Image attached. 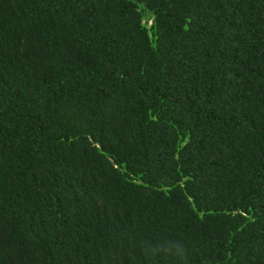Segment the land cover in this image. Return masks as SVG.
<instances>
[{
	"label": "trees",
	"instance_id": "obj_1",
	"mask_svg": "<svg viewBox=\"0 0 264 264\" xmlns=\"http://www.w3.org/2000/svg\"><path fill=\"white\" fill-rule=\"evenodd\" d=\"M0 264H264V0H0Z\"/></svg>",
	"mask_w": 264,
	"mask_h": 264
},
{
	"label": "clouds",
	"instance_id": "obj_2",
	"mask_svg": "<svg viewBox=\"0 0 264 264\" xmlns=\"http://www.w3.org/2000/svg\"><path fill=\"white\" fill-rule=\"evenodd\" d=\"M181 247H183V245H181ZM161 253H167V254H172L171 249L168 248L166 245H160V251L153 253L151 256H156L159 255ZM146 255H149L147 252H145Z\"/></svg>",
	"mask_w": 264,
	"mask_h": 264
}]
</instances>
